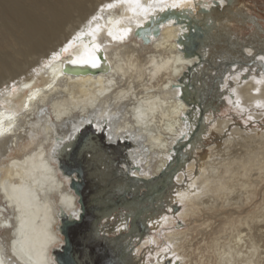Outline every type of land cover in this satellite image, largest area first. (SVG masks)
Listing matches in <instances>:
<instances>
[{
	"label": "bare ground",
	"instance_id": "1",
	"mask_svg": "<svg viewBox=\"0 0 264 264\" xmlns=\"http://www.w3.org/2000/svg\"><path fill=\"white\" fill-rule=\"evenodd\" d=\"M139 5L0 0L3 264H56L60 216L80 213L57 159L89 121L111 143L88 147L89 201L102 207L91 244L104 242L117 264H264V28L250 11L264 1ZM246 25L248 40L234 39ZM194 27L197 55L185 56ZM93 43L108 72L62 70ZM221 105L227 115L215 114Z\"/></svg>",
	"mask_w": 264,
	"mask_h": 264
},
{
	"label": "water",
	"instance_id": "2",
	"mask_svg": "<svg viewBox=\"0 0 264 264\" xmlns=\"http://www.w3.org/2000/svg\"><path fill=\"white\" fill-rule=\"evenodd\" d=\"M169 17L168 14L164 18ZM179 20V17L176 19ZM157 24H155L154 32H157ZM196 27L189 28V35L183 37L182 40V49L185 56L197 55L196 48L197 44L194 41L197 33L194 31ZM140 33V31H139ZM194 33V34H191ZM142 40L148 37L140 33ZM98 67L93 68L88 64L71 63L72 60L66 61L62 65V70L67 73L72 74H85V73H98L100 71H109V63L104 57L102 47L100 46L99 51L95 53ZM88 57V55H87ZM192 110V113L195 107H199L200 114L198 118L202 117V106L200 99H191L188 100ZM93 140H96L99 145L107 148L111 143L106 142L103 138V134L93 130V125L91 121L80 127L76 130L74 136L70 139L72 142L69 146H64L61 155L58 156L57 163L58 168L62 174L70 178L68 186L72 189L78 196V204L80 207V213L78 217L74 215H69L68 213H62L60 216V225L59 231L63 237V241L60 243L59 247H55L53 252V260L56 264H117L113 259L110 252L105 248V244L101 242V245H96L93 249H86L88 246H94L89 241L88 234L86 230V220L91 213L93 207L88 204L86 198L89 196L88 188V170L90 168V162L93 160L94 156L91 152V149L88 147L93 144ZM129 141H126V144ZM119 146V145H118ZM66 147V148H65ZM123 147V146H122ZM114 148L113 146L110 147ZM177 149H175V153ZM91 153V154H89ZM124 153V152H123ZM89 159V160H88ZM114 164L119 165L117 160L112 161ZM96 163L94 165H98ZM165 171H162L161 174H164ZM104 247V248H103Z\"/></svg>",
	"mask_w": 264,
	"mask_h": 264
},
{
	"label": "snow or ice",
	"instance_id": "3",
	"mask_svg": "<svg viewBox=\"0 0 264 264\" xmlns=\"http://www.w3.org/2000/svg\"><path fill=\"white\" fill-rule=\"evenodd\" d=\"M125 2H127V3H131V4L135 5L136 7H140V5H139V0H125ZM172 6L175 7L176 5L173 4ZM107 7L110 8V7H113V5L110 4V5H108ZM143 10H144V11H147V9H143ZM93 19H96V17H93ZM127 31H128L127 29L123 30V34H122L121 36H119V37L113 35L111 31H109V35H111V36L113 37V39H118V38H119V39H123V35H126V34H127ZM88 34H89V35H92V38H93V41H94V40H95V35H94L91 31H90ZM82 35H84L83 32L78 33L77 38H79V37L82 36ZM71 44H72V42H69V45L65 46V48L62 49V52H67V51L69 50V48L71 47ZM99 48H100L99 45H96V44L93 43V45L91 46V51H90V53H89V58H88V59L78 58V59H74V60H72L71 63H73V64H76V63H80V64H88V65H90V66L93 67V68L98 67L99 64H98V62H97V59H96L95 53H96L97 51H99ZM55 55L58 56L59 53H57V54H55ZM236 104H237V106H239V100L236 101ZM258 106H259V105H258ZM0 264H3V261H2V260H0Z\"/></svg>",
	"mask_w": 264,
	"mask_h": 264
},
{
	"label": "rangeland",
	"instance_id": "4",
	"mask_svg": "<svg viewBox=\"0 0 264 264\" xmlns=\"http://www.w3.org/2000/svg\"><path fill=\"white\" fill-rule=\"evenodd\" d=\"M234 0H229V2L230 3H232ZM264 1V0H263ZM251 12H252V14L255 16V17H257V19L260 21V23L262 24V26H263V28H264V7H253V8H251V10H250ZM210 22V23H209ZM211 24V21H208V23H207V25H210ZM249 28V29H248ZM252 27H250V25H246L245 26V29H243L242 31H236V33L234 32V34H233V37H234V39H236V40H243V41H247L248 40V35L251 33V31H252ZM238 37V38H237ZM235 44L237 45L238 43L237 42H235ZM219 60V61H218ZM217 60V63L219 64V63H221V59L219 58ZM223 67V66H222ZM209 79H211L212 81H213V77L212 76H210L209 77ZM229 113V111L223 106V105H221L220 107H219V111L218 112H216L215 114H222V115H227ZM236 121H238V120H236ZM97 180V181H96ZM94 181V183H100V182H102V181H99L98 179H94L93 180ZM101 185L102 186H104L102 183H101ZM261 192V191H260ZM124 197H128V196H126V195H123ZM116 199H118V201H121V199H119V198H116ZM131 199V198H130ZM121 203V202H120Z\"/></svg>",
	"mask_w": 264,
	"mask_h": 264
},
{
	"label": "flooded vegetation",
	"instance_id": "5",
	"mask_svg": "<svg viewBox=\"0 0 264 264\" xmlns=\"http://www.w3.org/2000/svg\"><path fill=\"white\" fill-rule=\"evenodd\" d=\"M90 177H91V176H90ZM88 188H89V193H90V191H92L90 188L94 189V187L91 185L90 178H89V182H88ZM89 195H90V194H89ZM86 199H87V201H88V204L91 205V206L93 207V209H92V211H91L92 215L89 213V216H88V218H87V220H86L87 226H86V230H85V232L88 234V233H89V232H88V231H89V228H88V227H89V220H90V218H94V213H95V211L98 210V209H100V208H102V207L99 206V205H96V203H94V201H91V202H90V201H89V196H88V198H86ZM116 202H119V203H120V201H117V200H116ZM102 206L105 207V206H107V205L104 204V205H102ZM98 216H100V215H98ZM91 220H92V219H91ZM90 223H91V222H90ZM87 237H89V234H88ZM89 239H90V238H89ZM100 239H102V238H100ZM100 239H99V240H100ZM102 240L105 241L104 239H102ZM105 242H106V241H105ZM100 243H101V242H96V244L93 243L94 246H91V247L87 245L86 249H88V250L90 249V250H91V249H93L96 245H101ZM103 243H104V242H103ZM104 244H105V243H104ZM107 244H109V243H107ZM108 247H109V245H108ZM103 248H104V247H103ZM105 248L107 249L108 252H110V251L108 250L106 244H105Z\"/></svg>",
	"mask_w": 264,
	"mask_h": 264
}]
</instances>
